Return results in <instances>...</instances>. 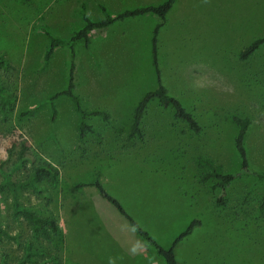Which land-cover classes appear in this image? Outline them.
Instances as JSON below:
<instances>
[{
  "label": "rangeland",
  "instance_id": "rangeland-1",
  "mask_svg": "<svg viewBox=\"0 0 264 264\" xmlns=\"http://www.w3.org/2000/svg\"><path fill=\"white\" fill-rule=\"evenodd\" d=\"M101 1L111 16L163 2ZM81 5L0 0V58L12 65L0 77L17 98L13 108L2 107L0 98V163L8 147L26 145L30 170L48 162L60 171L56 188L41 184L44 196L20 192L24 206L58 222L60 232L50 239L15 217L11 196L0 195V264H19L28 245L41 255L27 264H165L96 188H78L97 170L107 191L162 246L200 222L178 247L179 264H264V181L240 176L221 207L214 181L202 182L198 164L207 157L223 173L238 172L234 118H249L248 160L264 173V44L249 60L240 59L264 38V0H178L159 34L160 69L170 94L203 132H192L156 100L143 120V138L133 140L128 135L137 106L158 87L153 32L162 21L154 15L126 19L92 32L88 44H75L74 93L84 110L107 115L89 117L93 132L81 139L71 98L55 100V119L48 103L68 87L71 49L60 47L48 57L40 31L71 38L85 25ZM87 13L93 22L104 19L95 0Z\"/></svg>",
  "mask_w": 264,
  "mask_h": 264
},
{
  "label": "trees",
  "instance_id": "trees-1",
  "mask_svg": "<svg viewBox=\"0 0 264 264\" xmlns=\"http://www.w3.org/2000/svg\"><path fill=\"white\" fill-rule=\"evenodd\" d=\"M177 2L178 0H167L159 5H149L133 10H127L115 16H111L106 7L101 5L100 8L104 14V19L100 22H93L88 16L86 4H82L79 10V15L84 20L85 25L68 39L56 36L47 28L42 27L40 31L46 35L49 44L48 57L60 47L68 46L71 49L68 87L66 90L51 96L48 100V103H50L52 107V118L55 119L57 114L54 102L61 96L70 97L74 103L75 111L78 116L77 132L81 139H84L89 133L93 132V128L87 123V119L89 117L102 116L105 119L107 118V115L103 112H89L84 110L78 97L74 93L76 70L75 44L79 42H85L88 44L92 32L106 29L117 22L145 15H154L159 17L162 21V23H160L153 32V63L156 69L158 87L155 90L148 92L138 104L135 112L134 124L128 138L129 140L143 138V120L147 113L149 104L156 100L160 102L162 107L172 109L174 111V118L180 122L186 123L192 132L195 134L202 133L203 127L199 125L196 118L186 109L183 102L170 94V91L163 82L160 69L159 34L161 29L165 26L168 15L173 10ZM263 44L264 38L254 41L241 52L240 59L242 61L249 60ZM11 68L12 65L7 60L0 58V70L8 71ZM0 98L1 105L5 108H13L17 103V98L11 96L9 89L5 87L1 77ZM234 120L238 126V132L236 134L234 144L241 161L239 171L236 173H223L219 171L215 163L209 158H198V164L204 171L201 176V180L204 183L214 181L211 188L216 192V203L221 207L227 206L229 188L240 176H250L258 181H264V173L254 170L251 167L247 156L245 141L251 121L249 118L242 119L238 117H235ZM20 147L21 148L19 150L15 144L8 147L7 159L1 161L0 163V195L7 194L11 196L12 209L15 217L24 218L29 222L31 229L35 234L40 235L45 239H50L53 235L60 232L58 222L51 218L40 216L32 212L28 207L24 206L20 201V192L27 190L38 196H44V188L41 184L43 182H48L53 188H56L60 183V171L48 162L39 163L32 170H30L28 167L27 157L28 148L26 145H21ZM22 171L28 172V175L23 180H19L16 176ZM103 179L104 176L102 171L97 170L91 181L79 184L78 188H96L100 196L111 204L128 221L137 236L144 242L148 252L156 254L165 262V264H179L177 259V249L187 237L192 235L195 228L200 225V222L196 220L191 222L186 229L181 231L174 238L170 247L166 248L162 246L148 231L144 230L125 210L120 201L107 191L104 186ZM40 255L41 252L34 249L32 245H28L25 249V256L19 264H27L32 261L33 258H37V256Z\"/></svg>",
  "mask_w": 264,
  "mask_h": 264
},
{
  "label": "crops",
  "instance_id": "crops-1",
  "mask_svg": "<svg viewBox=\"0 0 264 264\" xmlns=\"http://www.w3.org/2000/svg\"><path fill=\"white\" fill-rule=\"evenodd\" d=\"M79 1H81L82 2V4H86V6L88 7V3H89V0H79ZM150 1V0H149ZM167 1V0H166ZM84 2V3H83ZM143 2V1H142ZM163 2H165V0H163ZM163 2H159V3H163ZM95 3L96 4H98V8L100 9V6L101 5H103L102 4V1L101 0H95ZM99 4H100V6H99ZM147 4V6H149V5H152V3H146ZM145 4V5H146ZM159 5V4H158ZM104 6V5H103ZM106 7V6H105ZM142 7H145V6H142Z\"/></svg>",
  "mask_w": 264,
  "mask_h": 264
}]
</instances>
